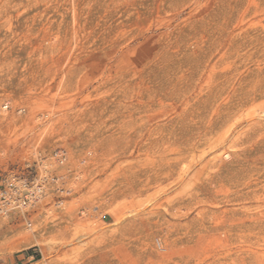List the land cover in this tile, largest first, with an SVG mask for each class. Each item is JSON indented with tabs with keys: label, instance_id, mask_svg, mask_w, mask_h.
Wrapping results in <instances>:
<instances>
[{
	"label": "rangeland",
	"instance_id": "obj_1",
	"mask_svg": "<svg viewBox=\"0 0 264 264\" xmlns=\"http://www.w3.org/2000/svg\"><path fill=\"white\" fill-rule=\"evenodd\" d=\"M263 10L264 0H0V179L33 174L25 165L39 151L70 191L0 218V264H264V135H251L263 145L243 170L200 186L199 168L224 148L205 147L178 179L167 134L195 138L210 112L194 94L157 102L174 81L205 89L210 70L244 76L264 57ZM263 103L247 111L264 119Z\"/></svg>",
	"mask_w": 264,
	"mask_h": 264
},
{
	"label": "bare ground",
	"instance_id": "obj_2",
	"mask_svg": "<svg viewBox=\"0 0 264 264\" xmlns=\"http://www.w3.org/2000/svg\"><path fill=\"white\" fill-rule=\"evenodd\" d=\"M260 15L264 17V10ZM260 40V38L255 37L254 46H258ZM253 74L258 76L256 80L251 82L249 78ZM215 75L214 70L202 74L200 80L206 79L208 82L205 85V89L199 88V90H197L196 86L174 89L175 86L179 85L178 82L174 83V81L171 83L172 87L166 86L161 89V93L157 99L158 103H162L176 92L177 95L180 94V97H182L183 103L191 100L190 95L194 94L195 102H198L197 105L203 107L202 110L206 113L210 112L211 119L207 123L202 122L203 124H199L196 129L199 135H196L195 138L185 139V135L167 134L175 142L176 149L173 150L176 156L172 158L171 162H167L166 166L171 169L178 179L186 175L189 170L201 167L204 155L207 152L211 150L219 151L224 148L222 156L215 157L219 161L218 163L205 164L199 168V173L201 174L205 169L207 170V176L200 183V186H209L213 182L229 177L232 173L243 170L246 162L253 160L258 154L259 150L257 148L259 145H263V140L249 142L251 141V135H264V126L261 124L264 119L255 117V112L247 111V108L253 102L264 101V57L257 58L253 67L246 71L244 76H239L235 81L230 82V78L228 79L227 77L224 80H219L215 78ZM198 85L199 87L201 86L200 81H198ZM197 110L199 111V108ZM171 111L175 113L174 109ZM260 113L264 114V110L260 111ZM179 116L177 115L176 117ZM169 117V115L166 116V118ZM222 129L226 130L229 135H236V138L231 140L233 137H229L221 143L207 141L209 136ZM153 131L148 129L146 135H152ZM205 147L209 151H205ZM233 148H238V150L231 153L225 151L226 149ZM198 149H200L199 155L196 153ZM210 170L213 171L209 172ZM177 206L178 210H180L183 203H179ZM20 212L19 217H23L25 212ZM28 238V235H23L20 245H32L33 243L29 242Z\"/></svg>",
	"mask_w": 264,
	"mask_h": 264
},
{
	"label": "built area",
	"instance_id": "obj_3",
	"mask_svg": "<svg viewBox=\"0 0 264 264\" xmlns=\"http://www.w3.org/2000/svg\"><path fill=\"white\" fill-rule=\"evenodd\" d=\"M34 161L27 163L25 167L33 172L27 177H21L14 173L0 179V218H7L13 213L26 211L41 203L50 193L57 197L55 205L62 201L63 197L70 193L64 185V177L50 172L41 161V153L37 151ZM57 165H63L66 161L65 153L56 150L51 156ZM43 162V161H42Z\"/></svg>",
	"mask_w": 264,
	"mask_h": 264
},
{
	"label": "crops",
	"instance_id": "obj_4",
	"mask_svg": "<svg viewBox=\"0 0 264 264\" xmlns=\"http://www.w3.org/2000/svg\"><path fill=\"white\" fill-rule=\"evenodd\" d=\"M19 257H22V259H25V256L23 254L17 256V258Z\"/></svg>",
	"mask_w": 264,
	"mask_h": 264
}]
</instances>
